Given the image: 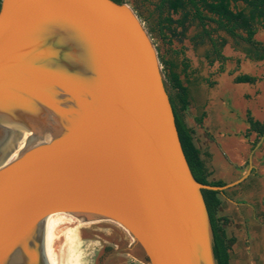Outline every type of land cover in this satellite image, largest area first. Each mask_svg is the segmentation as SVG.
<instances>
[{
	"label": "water",
	"instance_id": "obj_1",
	"mask_svg": "<svg viewBox=\"0 0 264 264\" xmlns=\"http://www.w3.org/2000/svg\"><path fill=\"white\" fill-rule=\"evenodd\" d=\"M156 48L114 0L0 1V264H46L44 225L116 222L146 264H216Z\"/></svg>",
	"mask_w": 264,
	"mask_h": 264
},
{
	"label": "rangeland",
	"instance_id": "obj_2",
	"mask_svg": "<svg viewBox=\"0 0 264 264\" xmlns=\"http://www.w3.org/2000/svg\"><path fill=\"white\" fill-rule=\"evenodd\" d=\"M123 2L134 10L147 30L158 54L163 78L166 74L164 61L179 65L182 57H186L190 63L194 82L190 85V105L185 120L195 128L194 142L210 173L209 179L229 183L246 172L249 161L252 164L243 181L225 189L219 212L230 217L227 232L236 237L229 251V264H264V137H256L254 133L246 137L244 134L245 106H251L253 113L263 108L258 103L264 100V58H247L243 52L245 44L241 40L217 31L214 35L227 40L222 53L228 57L223 71H219L218 61L209 64L204 57L209 44L196 45L191 41V37L200 30L195 24L188 25L183 36H171L161 28L159 19L167 15L176 19L179 15L160 11L157 8L159 0ZM214 26L211 24L209 28ZM175 31L180 32L181 28L176 27ZM254 38L264 44V29H258ZM241 73L254 75L257 80L245 86L234 82V77ZM206 77L214 84H206L202 80ZM229 86L240 90L235 94ZM201 110L206 115L202 123L197 124L194 117ZM105 220L82 228L80 244L84 264H95L101 245L106 244L104 239H113L114 242L121 239L124 243L132 241L131 248L119 249L122 252L120 256L129 259L130 264H146L134 255V242L128 231L112 220ZM125 250L129 255L124 253Z\"/></svg>",
	"mask_w": 264,
	"mask_h": 264
},
{
	"label": "trees",
	"instance_id": "obj_3",
	"mask_svg": "<svg viewBox=\"0 0 264 264\" xmlns=\"http://www.w3.org/2000/svg\"><path fill=\"white\" fill-rule=\"evenodd\" d=\"M114 1L123 2V0ZM157 8L160 11L166 10L168 13L179 15L176 19L169 15L159 19L161 28L167 30L171 36H183L188 25L195 24L199 27V32L191 37V41L196 45L205 42L209 44L204 57L209 64L218 61L219 71H223L224 62L228 57L222 53L227 40L214 35L217 31H223L233 39L241 40L245 44L243 52L246 57L254 60L264 58V44L254 38L258 29H264V0H159ZM211 24L215 26L209 28ZM176 27H180L181 31L176 32ZM164 64L166 70L164 82L190 171L198 182L214 186L224 185L225 182L221 180L209 179L210 173L194 142L195 130L185 120L190 103L189 86L194 82L190 63L186 57H182L179 65L173 61H164ZM202 80L210 86L214 84L209 78ZM256 80L257 77L250 74H238L234 78L237 83H254ZM204 116L205 113L202 112L195 121L200 124ZM246 122L248 124L246 137L252 132H255L259 138L264 137V122L254 119L249 111L246 113ZM201 191L211 224L215 263L229 264V251L236 237L227 232L226 227L231 222L230 217L219 212L221 195L225 194V190L202 189Z\"/></svg>",
	"mask_w": 264,
	"mask_h": 264
},
{
	"label": "bare ground",
	"instance_id": "obj_4",
	"mask_svg": "<svg viewBox=\"0 0 264 264\" xmlns=\"http://www.w3.org/2000/svg\"><path fill=\"white\" fill-rule=\"evenodd\" d=\"M229 88L234 89L235 94L240 90L239 87L229 86ZM230 146H234V144ZM232 149L234 150V148ZM104 220L65 219L44 225L42 245L46 264H84L82 260L84 252L80 244L82 228L90 227L97 222L102 223Z\"/></svg>",
	"mask_w": 264,
	"mask_h": 264
},
{
	"label": "flooded vegetation",
	"instance_id": "obj_5",
	"mask_svg": "<svg viewBox=\"0 0 264 264\" xmlns=\"http://www.w3.org/2000/svg\"><path fill=\"white\" fill-rule=\"evenodd\" d=\"M104 241L106 244L101 245L102 249L96 258L95 264H130L129 259H124V257L120 256L122 252L119 249L131 248L132 241L125 243L121 239H118L117 242H114L113 239H104ZM127 250L124 253L129 255Z\"/></svg>",
	"mask_w": 264,
	"mask_h": 264
},
{
	"label": "crops",
	"instance_id": "obj_6",
	"mask_svg": "<svg viewBox=\"0 0 264 264\" xmlns=\"http://www.w3.org/2000/svg\"><path fill=\"white\" fill-rule=\"evenodd\" d=\"M248 58V57H247ZM241 74H248V73H241ZM251 75V74H250ZM252 76H254V75H252ZM207 78V77H206ZM235 78V77H234ZM204 81V80H203ZM205 82V81H204ZM235 82V81H234ZM206 83V82H205ZM237 83V82H236ZM207 84V83H206ZM251 84H253V83H247V82H242V85H251ZM189 93H190V86H189ZM189 100H190V97H189ZM189 105H190V103H189ZM258 105L260 106V105H263V108H261L260 107V109H259V111H256V113H253V110H252V108H251V106H245V111H244V126H245V131L244 132H246V129L248 128V124H247V122H246V113H247V111H249L250 112V114L254 117V119H256V120H259V121H261V122H264V100L263 99H261L260 101H259V103H258ZM189 107V106H188ZM202 112H204L205 113V115H206V112L204 111V110H201V112H200V114L199 115H195V117H194V120H195V118L196 117H198V116H200L201 115V113ZM205 117V116H204ZM203 117V118H204ZM202 118V119H203ZM196 122V121H195ZM197 123V122H196ZM201 123H202V121H201ZM200 123V124H201ZM198 124V123H197ZM188 125H190V124H188ZM190 126H192V125H190ZM193 128H194V126H192ZM194 130H195V128H194ZM252 133H254L255 134V136H256V133L255 132H252ZM245 134V133H244ZM195 135V134H194ZM257 137V136H256Z\"/></svg>",
	"mask_w": 264,
	"mask_h": 264
}]
</instances>
